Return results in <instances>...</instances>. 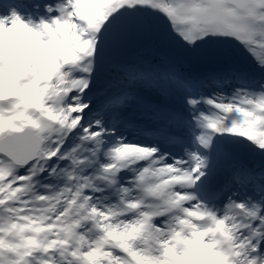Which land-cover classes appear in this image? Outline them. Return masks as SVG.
I'll return each mask as SVG.
<instances>
[{
  "label": "snow or ice",
  "instance_id": "6c2138e0",
  "mask_svg": "<svg viewBox=\"0 0 264 264\" xmlns=\"http://www.w3.org/2000/svg\"><path fill=\"white\" fill-rule=\"evenodd\" d=\"M0 264H264V0H0Z\"/></svg>",
  "mask_w": 264,
  "mask_h": 264
}]
</instances>
